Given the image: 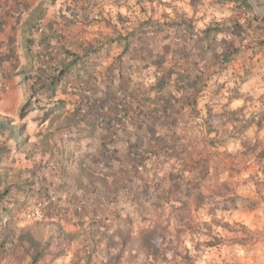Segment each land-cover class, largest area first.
<instances>
[{"label":"rangeland","instance_id":"obj_1","mask_svg":"<svg viewBox=\"0 0 264 264\" xmlns=\"http://www.w3.org/2000/svg\"><path fill=\"white\" fill-rule=\"evenodd\" d=\"M116 1H89L87 11L84 9L85 14L68 29L79 27V36L87 38L85 41H91L100 34L113 32V29L107 26L108 23L125 33L128 29L136 28L140 21L150 19V22L164 28L162 31L156 30L157 33L144 34L138 39L130 54L125 57L127 65H136L138 59L133 58L132 53H140L141 49H144V53L149 56L165 55L169 64L176 59H182L185 54H190L188 63L200 64L208 72L210 79L204 94L200 96L199 116L196 121L182 126L180 131L187 140L178 150V155L187 157V172L181 179V187L176 191L169 174L177 173L181 166L176 165L174 158L164 157L161 161L152 158L146 166L139 167L136 173L139 178L131 179L129 188L122 189V192L112 199L109 207L97 206L101 210H96L95 213L110 220L102 224L103 228H99V231L97 227L92 229L91 234L87 232V224L82 226L81 221L73 220L71 214L70 220L62 223L51 218L50 222L59 224L67 235L62 234L56 239V235L50 234L58 227L54 225L46 228L45 231L50 232H44V237L52 236L54 245L51 246L48 256L45 255L46 252L41 253V261L38 264H115V261L117 264H254L250 250L251 240L245 245L246 249L237 244L236 240L243 236V227L250 230L249 226L255 225L257 218L251 217L247 223L241 224L233 217L245 208L252 211L254 206L250 205L253 203L251 199L261 203L258 194L262 193L264 196V161H258L255 153L249 154L254 142L259 144L258 150H264V134L261 133L264 131V123L260 130L253 125L238 137L231 138L230 134L236 125L241 126L243 119L264 115V50L263 55L258 54L262 59L257 58L258 63L254 62L256 57L248 56V64L242 74L232 71L229 73L228 67L225 74H219L218 53L223 50L221 47L226 36H209L210 44L205 45V42L200 40L201 34L191 35L193 32L201 33L209 26L236 23V20H243L247 14L234 4L233 7L227 8L228 4L222 0ZM0 5H5V8L0 9L5 17L8 15L28 22L37 21L36 18L42 17V23L47 20L58 23L64 14L72 16L69 6L80 9L75 0H0ZM259 14L261 12H257V15ZM105 21H108L107 24ZM183 21L192 26L193 32L186 31L182 26L171 27V22L180 24ZM261 31L264 37V28ZM60 33L64 37L61 44H66V31L62 30ZM235 40L238 41L236 38ZM33 47L40 50L37 45ZM120 52L116 49L112 56ZM18 56L20 66L24 63L23 72L33 73L36 70V53H18ZM111 61L110 57L98 67V71L102 72ZM180 63L185 62L181 60ZM140 75L133 74L134 79L140 76L146 83H150L155 78L153 68L141 67ZM221 86H224L223 91L215 93ZM73 93L75 92L72 89L68 95L60 92L57 99H70L69 96ZM104 93L105 88L102 87L98 97H102ZM206 95H209L208 100H205ZM233 96H238L239 99L229 100ZM210 98L214 105L211 112V124L216 129L214 132L209 131L204 120L208 114L206 104ZM68 101L66 108L58 112V118L53 121L42 120V111H35L25 119L20 118L22 105L18 113L10 111L7 116L0 115V119L5 121L4 126L0 127V145L12 149L5 163L12 165L15 171H28L39 166L42 168V178L51 183L53 171L49 167L53 165L43 163L42 151L47 147L54 149L57 147L56 142L61 141L59 136L63 132H71L66 128V123H63L75 104L74 100ZM97 103L101 104V100L98 99ZM240 108L242 110L237 114L225 115L226 111H237ZM51 136L57 138L53 139ZM252 175H257L263 184L256 186L251 182L249 178ZM52 185L55 190L57 185L53 182ZM167 192H172L171 197L183 198L187 204L178 208L171 204L161 206L159 202L166 201ZM200 197L204 198V202L198 203ZM36 220L41 218H34V215L29 218L26 213V217L18 216L17 225L27 227ZM5 223L6 218H0V243L4 237ZM222 224H228L230 228H225ZM188 225L191 230H187ZM147 232L154 234L152 241L147 242L146 234L150 235ZM251 233L254 237L255 233ZM145 239L152 247L150 250L144 242ZM212 242L219 244L208 246L207 243ZM154 243L160 250L159 254L155 252L156 257ZM86 245H89V249H85ZM27 249V243L25 247L18 242L8 243V257L2 264H35L26 254ZM51 253L56 256L53 257Z\"/></svg>","mask_w":264,"mask_h":264},{"label":"trees","instance_id":"obj_2","mask_svg":"<svg viewBox=\"0 0 264 264\" xmlns=\"http://www.w3.org/2000/svg\"><path fill=\"white\" fill-rule=\"evenodd\" d=\"M89 1L91 0H75L80 9L69 6L68 9L72 16L64 14L60 22L53 21L46 24L48 30L40 35L38 41L40 47L36 53L38 66L34 73L22 72L23 81L27 85L26 100L20 109V118L25 119L35 111H42V120L53 121L58 118L56 116L58 112L66 108L68 100H74V107L63 123H66V128L71 132H82L87 138H97L102 134L101 140H105L101 143L104 154L98 157L99 166H88L87 160H82L81 166L75 174L68 175L65 165L58 168V179L65 184V188L70 183L73 186L69 187L75 188L76 191L89 188V191L84 192L75 204L64 206L56 199L52 182L47 183L42 178L41 167L36 166L28 171L21 169L15 171L12 165L5 163L6 159L10 157L12 149L6 145H0V218H6V223L3 226L4 237L0 243V264L4 263V259L8 257L7 244L10 242L21 243L24 247L27 243L28 253L26 254L35 264L41 261L42 252H46L45 255L48 256L51 246L54 245V239L52 236L44 237V232H50L45 231L46 228L54 225L58 227L50 234L56 235V239H59L62 234L67 235L59 224L50 222L51 218L62 223L69 221L71 214L73 220L81 221L82 226L87 224L89 228L87 232L90 234L96 227L97 231L102 229V224L109 222L110 219L102 218V215L96 214V210H101L97 206L100 208L109 207L112 199L119 195L122 189L129 188L131 179L139 178L136 174L139 167L146 166L152 158L158 161L164 157L165 159L174 158L176 165L181 166V170H178L177 173L169 174V179L173 182L176 191L181 187V179L187 172V157L178 155V150L184 146L187 140L180 131L182 126L196 121L199 116L200 96L204 94L210 79L208 72L200 64L195 63L193 66L188 63L191 59L190 54H185L182 59H176L169 64L165 55L149 56L144 53L146 52L144 49H141L140 53H132L133 58L138 59L136 65H127L124 61L125 57L130 54L133 44L138 39L149 32L157 33L158 29L163 30V26L150 22V19L140 21L136 28L128 29L125 33L105 21L107 26L113 29L111 34H100L91 41L78 43L77 49L62 45L59 29L70 27L79 22L80 16L85 14L84 9L87 11L86 6ZM117 1L119 2V0ZM222 1L223 3H234L238 8H242L247 16L230 25L209 26L201 33L191 31L192 26L186 23L187 21L180 24L171 22V27L182 26L186 31L193 32L191 34L193 36L201 34L200 40L205 42V45L210 44L209 36L214 37L220 34L226 36L221 47L223 50L218 53L219 74H222L232 64L235 55L245 49V46L239 41V47L234 45L235 38L237 39L245 30L261 31L264 28V16H251L255 10L249 0ZM253 1L258 7L264 8V0ZM36 19L39 21L42 17ZM4 24L5 20L0 18V31ZM229 37H232V40ZM6 47V51H0V65L6 62H16L19 58L13 46L8 44ZM246 48H249L253 57L263 53L264 42ZM116 49L121 52L112 56ZM215 49L216 45L213 50ZM137 51L136 49L135 52ZM110 57L112 61L106 65L102 72L98 71V67ZM181 60H184L185 63L181 64ZM139 62L141 63L139 64ZM141 67L154 69L155 78L152 82L146 83L141 79ZM133 74L140 76L138 79H134ZM75 87L80 90L78 93L70 94V99H57L60 92L68 95ZM102 87L105 88V93L102 97H98ZM223 88L224 86H221L215 93L222 92ZM98 99L101 100V104L97 103ZM234 99H239V97L233 96L229 100ZM210 100L211 98L206 104L208 114L204 120L208 124L209 131L214 132L216 129L211 124L213 117L211 112L214 105ZM241 110L240 108L237 111H226L225 115L237 114ZM263 123L264 115L243 119L240 123L241 126L236 125L230 137H238L253 125L257 127V130H260ZM4 124V119H0L1 128ZM104 135L109 137V139L106 137L108 141L104 139ZM258 146L259 144L254 142L250 147L249 154L255 153L258 161H264V150H258L260 149ZM50 149L51 147L44 149L42 157L50 153ZM119 152H124L126 158L115 157V153L120 154ZM173 154L177 155L173 156ZM104 164H107L108 168L105 169ZM249 180L253 181L256 186L263 184L257 175H252ZM171 195L172 192H167L166 201L159 200V204L161 206L171 204L177 208L182 204H187L183 198L176 195H174L176 197H171ZM258 196L261 203H264L262 193ZM189 198L190 196L187 197V199ZM198 201H200L198 203H202L204 198L200 197ZM26 213H32L34 218L38 216L41 220H36L27 227H18V216L26 217ZM222 226L230 228L228 224H222ZM187 230H191L190 225L187 226ZM147 233L150 234V232ZM242 233L243 236L236 242L245 246L254 237L251 231L245 227H243ZM153 236V233L146 234V237L143 234V238H147V242L152 241ZM144 242L147 243L146 239ZM219 242L207 244L211 247L218 245ZM154 245L156 257V253L159 254L160 250L156 243ZM147 246L149 250L152 248L148 243ZM85 247V249H89V245ZM51 254L53 257L56 256L55 253ZM117 263L115 261V264Z\"/></svg>","mask_w":264,"mask_h":264},{"label":"crops","instance_id":"obj_3","mask_svg":"<svg viewBox=\"0 0 264 264\" xmlns=\"http://www.w3.org/2000/svg\"><path fill=\"white\" fill-rule=\"evenodd\" d=\"M225 3L228 4L226 5L227 8H231V6L233 7L234 4L232 2ZM251 5L255 10L251 16H254V14L257 15V12H261L258 16H264L263 7L258 8L254 2H252ZM2 8H5V5H0V9ZM232 12L233 11H231V13ZM0 18L5 20L3 29L0 31V46H7L10 44L13 46L16 53H25L26 55L38 52V48L36 49L33 46L37 45V47H39L38 40L40 39L41 34L47 32L48 29L46 28V24L50 22L49 20H47V22L44 21L46 23H42L44 19L28 22L18 18L9 17L8 15L5 17L4 14H1V12ZM62 30H65L67 33L65 38L67 42H65L66 44L62 43V45L64 44L66 46H70L71 49H77L78 43H82L87 40V38L84 39L82 36H79V27L73 26L69 29L68 27H65ZM62 30L59 29V33ZM60 39H64V37L61 35ZM229 39L232 40V37H229ZM234 45L236 47L240 46L238 41H234ZM242 53H248V55H244ZM249 53V48L245 47L241 53L235 55L232 64L228 66L229 73L232 71L235 74H242L244 67L248 64V56L250 57L251 55ZM259 55L261 56L263 54ZM260 56H258V54L253 56L254 58L256 57L254 62H257V58L258 60H262ZM19 61L20 57L16 60V62H6L0 65V115L2 116H7V113L10 111L18 113L20 105H23L25 102L24 99L26 96L27 84L23 81L24 75L22 74V65L24 63L22 62L20 66ZM262 63L264 64V58ZM190 64L192 63L190 62ZM192 65L194 66V64ZM227 70H224L223 74H225ZM262 91L264 90L262 89ZM208 98L209 95H206L205 100H208ZM251 131L253 130L251 129ZM261 133L264 134V131H261ZM52 138L56 139L57 137L53 136ZM59 138H61V141L56 142L57 147L52 149L50 153L45 154L42 159L44 160V164L47 163L48 165H53V167H49V169L51 168L53 171L52 182L57 185V188L55 189L56 199H58L64 206H71L80 199V196H82L84 192H88L89 188L76 191L75 188L69 187L70 185L73 186L70 182L69 186L65 188V184L58 179V168L65 165L66 173L68 175L75 174L81 166L80 162L84 159L87 160L88 166H99L98 157L99 155L104 154L101 148V143L105 140H101L100 135H98L97 138H87L84 133L76 131L63 132ZM105 138L106 137L104 136V139ZM119 153L120 154L115 153V157L120 159V157L122 158L125 156L126 158V154L124 152ZM104 168H108V165L104 164ZM83 200L86 201L85 199ZM251 200L253 203H250V205L254 206L251 208L252 211L248 210L250 208H245L242 212L237 213V215L233 218L237 220L236 222H240L241 224L247 223V220L251 217L257 218L255 225L249 226V229L255 233L254 238L251 240L252 245H250V250L252 251L251 256L255 261L254 264H264V203H257L254 201L255 199ZM241 247H245L246 249V246L241 245Z\"/></svg>","mask_w":264,"mask_h":264},{"label":"built area","instance_id":"obj_4","mask_svg":"<svg viewBox=\"0 0 264 264\" xmlns=\"http://www.w3.org/2000/svg\"><path fill=\"white\" fill-rule=\"evenodd\" d=\"M263 32L262 31H252V30H245L243 31L238 37L237 40L244 45L245 47H254L256 44H259L264 40ZM6 46H0V51H6ZM75 93L78 89L75 87L72 89ZM32 213H28V217H32Z\"/></svg>","mask_w":264,"mask_h":264}]
</instances>
